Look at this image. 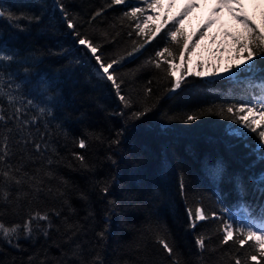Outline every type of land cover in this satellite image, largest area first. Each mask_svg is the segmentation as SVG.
<instances>
[{
	"label": "trees",
	"instance_id": "obj_1",
	"mask_svg": "<svg viewBox=\"0 0 264 264\" xmlns=\"http://www.w3.org/2000/svg\"><path fill=\"white\" fill-rule=\"evenodd\" d=\"M110 2L64 0L68 11L79 15L81 30L103 45L105 56L125 55L126 51H131L133 40L143 43L144 37L138 38L135 33L131 37L128 35V22L122 26L119 19L126 7H108ZM0 5L17 14L24 12L42 18L40 23L24 21L21 26L27 31L19 33L0 20L6 52L19 53L13 62L0 64V68L12 75L14 83L10 91L17 98L14 104H9L0 96L3 101L0 109L12 117L14 107H22L21 122L27 121L21 128L14 118L0 120V152L4 151V136L7 135V164H22L23 171L29 175L42 165L46 170L54 171L69 182L68 199L75 209L73 213L64 206L61 217L52 216L51 228L47 222L40 221L49 232L47 237L42 231H34L27 238L21 234L18 240L20 248L0 240V264H57L62 254L72 247L63 235L64 216L69 217V223L82 226L77 242L84 250L85 260L99 250L104 264H142L144 259L149 264H168L146 231L149 224H161L171 231L185 261H191V264H229L235 245L220 246L216 232L219 221H201L193 231L188 227L186 208H194L199 203L209 212L230 205L232 211L239 210L229 174L242 172L247 177L250 172L258 173L264 170V161L249 170L248 166L256 157L238 140L224 135L229 122L223 118L205 115L193 123H184L183 118L185 114L211 105L238 103L253 94L259 95L258 89L254 92L248 86L249 81L258 84L259 80L255 76H242L238 81L224 77L199 78L189 71L188 58L183 62L178 59L174 63L183 66L177 69L176 75H181L184 67L189 75L179 90L166 92L170 84L164 79V73L145 65V61L164 46L162 31L116 66L125 80V93L131 91L142 95L144 88H151V97H145V100L149 106L155 104L145 117L125 124V117L116 115L122 106L118 105L113 90L94 75L89 58L70 43L54 0H0ZM132 6L143 7L134 0ZM101 8L104 12L91 24L87 23L89 17ZM171 23L169 20L165 30ZM179 26L192 47V43L200 38V32L191 36L185 25ZM65 52L67 54H59ZM25 68L29 69L27 73ZM8 82L7 76L0 79V87L7 90ZM28 99L33 100V105L25 107ZM41 107L46 110L43 114L39 111ZM165 114L178 119L167 120ZM122 127L127 130L121 137V143L109 147V141ZM96 136L100 139L97 140ZM81 137L88 141L86 149H80L74 143ZM35 143L41 145L40 152L36 151ZM73 152L85 156L90 170L80 167L72 156ZM109 155L115 164L107 158ZM47 157L52 158L53 165H47ZM57 160L59 164L55 163ZM219 161H223L225 171L220 182L216 183L211 170ZM181 178L186 185L184 196L179 188ZM2 179L0 177V181ZM97 181L110 184L107 196L101 194ZM50 184L55 186L57 181L51 180ZM7 190L16 191L15 186ZM24 190L27 191V187ZM79 192L86 193L88 201L80 199ZM254 198V189L249 185L245 199L239 202L251 203ZM111 199L118 207L106 221L105 209L110 207L108 200ZM220 200L223 203L218 202ZM53 207L60 209L61 201L44 194L35 199H22L18 204H5L0 198V222L8 227L22 224L29 212L42 213ZM89 211L93 218L85 219ZM107 225H110L107 238L98 241L96 233ZM201 233L212 237L207 242L202 260L194 242V236ZM29 257H32L31 261Z\"/></svg>",
	"mask_w": 264,
	"mask_h": 264
},
{
	"label": "snow or ice",
	"instance_id": "obj_2",
	"mask_svg": "<svg viewBox=\"0 0 264 264\" xmlns=\"http://www.w3.org/2000/svg\"><path fill=\"white\" fill-rule=\"evenodd\" d=\"M132 2L133 0H111L108 7L114 5L125 6L126 10L119 18L120 24L123 26L127 21V27L130 29L128 35L131 37L135 33L138 38L143 36L144 41L140 43L138 40H133L131 51H126L125 55L114 54L113 56H105L102 51L103 45L98 43L93 36L81 30L82 25L80 24L79 15L70 13L64 0H54L70 43L75 45L82 52L83 56L89 58L94 69V75L113 90L118 105L122 106L121 111L116 113V115L124 116L125 124H128L130 121H138L145 117L153 110L155 104L149 106L145 100V97H151V88H144L142 95L134 94L131 91L125 93L123 88L125 80L117 72L116 66H119L126 57L133 56L144 47V44H147L164 31V46L155 52L154 57L146 60L145 65H151L164 73V79L170 84L166 92L179 90L183 86L189 72L184 67L182 74L176 75V70L181 68L183 64H176L174 61L178 59L182 62L186 61L188 54L191 52L189 38L179 25L183 16L193 7L198 6L196 0H189L178 16L167 17L162 23H155L154 18L147 16L146 13L149 9L155 10L161 7L162 0H134L136 4H142L143 7L132 6ZM172 2L173 0H170L169 7H171ZM225 8L240 25V29L237 32L226 31L224 33L226 37L231 38L232 45L234 46V60L239 62L230 63L222 70L219 65L206 67L201 63L200 68L202 70L194 72V75L199 78L212 79L224 77L233 81L240 80L242 76H255L259 80V83L253 84L249 81L248 86L252 87L254 92L258 89L260 94H253L248 99H242L238 103L211 105L198 110V112L185 114L183 122L193 123L205 115H216L228 121L229 123L224 129V135L230 139L238 140L245 148L250 149L251 154L256 157L255 161L248 166L250 170L260 161H264V66H262L264 65V19L261 20V23H256L248 12L245 11L243 0H217L213 11H219ZM103 12V8L95 11L89 17L87 23L91 24ZM159 19V16L155 17V20ZM0 20H4L9 27L19 33L27 31V29L21 26L24 21H27L28 24L40 23L42 18L38 15H29L24 12L17 14L0 5ZM169 20H172V23L165 30V25H168ZM213 22L209 20L204 25V28L209 27ZM103 35L107 37V33ZM199 35H204L203 28L200 30ZM219 50L223 51L224 49L221 48ZM18 55L19 53L16 52L12 54L6 52L3 30H0V64L3 62L11 63ZM28 71V68L24 69L25 73ZM257 73L259 75H256ZM5 76H7V80L10 82L6 84L7 90H5V87H0V96L6 98L9 104H14L17 98L10 91L13 89L14 83L12 75L0 68V79H3ZM16 87L18 88L19 85H16ZM2 102L0 100V103ZM31 105H33V100L28 99L25 107ZM134 108L137 110H133ZM39 111L43 114L46 110L41 107ZM22 114V107H14L12 117H8L3 109H0V120L14 118L20 123L22 128L23 123H27V121L21 122ZM48 114L50 115L51 113L48 112ZM165 116L167 120L178 119V117L167 116V114ZM126 130L124 127L118 130L115 138L109 141V147L113 145L118 146ZM95 138L99 140L100 136H96ZM7 140L8 137L5 135L4 151L0 152V177L3 178L0 181V198L3 199L5 204H18L22 199L29 197L35 199L41 194L61 201L60 209L53 207L42 213L39 211L29 212L22 224L17 223L8 227L3 222H0V240L15 248H20L18 240L21 234L27 238L31 237L34 231H42L44 236L47 237L49 235L47 228H44L39 222L45 221L47 222L48 228H51L53 226L52 216L61 217L64 206H67L69 211L73 213L75 209L71 207L68 199L67 189L69 182L57 176L54 171L46 170L45 166L42 165L40 169H35L34 173L29 175V173L23 171L24 166L22 164L20 166L7 164ZM74 143L80 149H86L88 146L87 139L83 137L78 138ZM34 146L37 152L41 151V145L39 143H35ZM72 156L79 162L82 169L90 170V166L84 155L80 152H73ZM107 158L113 164L116 163L111 155ZM53 163L52 158L47 157V165L51 166ZM55 163L59 164L60 161L57 160ZM69 167H71V164H69ZM224 171L223 161L217 162L216 166L211 170L213 181L216 183L220 182ZM229 179L237 195L239 211L233 213L232 206L230 205L222 207L219 211L213 210L209 212L198 203L194 208H186L188 227L194 231L199 222L215 219L219 221V227L216 229V232L219 234L220 246L235 245V248L231 250L229 256V264H264V170L258 173L250 172L247 177L242 172H233L229 174ZM51 180H56L57 184L52 186L50 184ZM96 183L99 185L101 194L107 196L110 192V184L102 181H97ZM249 185H252L254 189L255 198L251 203H247L246 201L240 203L239 201L245 199ZM13 186L16 189L15 193L7 190ZM25 187H27V191L24 190ZM179 188L181 195L184 196L186 194V185L183 178L180 180ZM78 195L84 201H88L89 199L88 195L84 192H79ZM218 202L223 203L222 200ZM29 203H31V200H29ZM185 204H187L186 199ZM108 205L110 207L105 209L106 221L110 219V213L114 212L118 207L114 199L108 200ZM89 218H93L91 211L85 217V219ZM68 221L69 217L64 216L62 221L65 225L63 235L72 247H69L68 252L62 254L57 264H104L99 250H95V254L91 255L89 259H84V250L81 248L80 243L77 242L78 234L82 231V226L77 223H69ZM33 224L36 225L35 228H33ZM109 227L110 225H107L104 229L96 233L98 241H104L107 238L106 233ZM146 231L168 264H191V261H185L183 259V254L179 252L176 241L166 225L149 224ZM211 238V236H206L203 233L194 236L195 246L201 254L199 259H203L202 254L207 250V242ZM137 248H140V245H137ZM245 249L250 250L245 251ZM212 251H216V249H212ZM69 254L71 258H69ZM31 260L32 257H29V261ZM142 264H149V261L144 259Z\"/></svg>",
	"mask_w": 264,
	"mask_h": 264
},
{
	"label": "rangeland",
	"instance_id": "obj_3",
	"mask_svg": "<svg viewBox=\"0 0 264 264\" xmlns=\"http://www.w3.org/2000/svg\"><path fill=\"white\" fill-rule=\"evenodd\" d=\"M189 0H173L169 7L170 0H162V6L155 10L149 9L147 16H152L154 22L164 20L167 17L178 16ZM197 7H193L181 20V25H185L191 32V36L200 32L203 28L204 35L192 43L191 52L188 55L189 71L196 72L202 70L200 64L206 67L219 65L222 70L230 63H238L234 60V46L231 38L226 37L224 33L237 32L240 25L237 20L233 19L228 10L220 9L213 11L217 0H196ZM244 9L256 21L264 19V0H243ZM159 16V20L155 17ZM214 21L209 27L204 25L209 21ZM215 37V39H213ZM223 48V51L219 49ZM177 71V70H176ZM239 210H234L233 213Z\"/></svg>",
	"mask_w": 264,
	"mask_h": 264
}]
</instances>
